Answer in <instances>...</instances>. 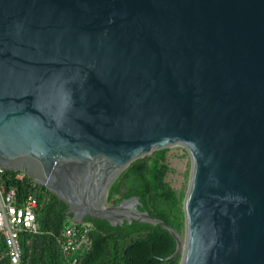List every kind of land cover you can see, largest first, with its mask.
<instances>
[{
  "label": "water",
  "instance_id": "95a60500",
  "mask_svg": "<svg viewBox=\"0 0 264 264\" xmlns=\"http://www.w3.org/2000/svg\"><path fill=\"white\" fill-rule=\"evenodd\" d=\"M179 145L183 237L106 203ZM0 168L86 216L158 225L179 264H264V0H0Z\"/></svg>",
  "mask_w": 264,
  "mask_h": 264
},
{
  "label": "trees",
  "instance_id": "16d2710c",
  "mask_svg": "<svg viewBox=\"0 0 264 264\" xmlns=\"http://www.w3.org/2000/svg\"><path fill=\"white\" fill-rule=\"evenodd\" d=\"M168 149L132 162L112 183L106 203L119 204L123 199L138 197L137 208L156 217L182 237L184 233L183 199L187 186L174 189L166 176L170 171L167 163ZM6 189L16 191L20 200L32 197L36 200V231L23 232L20 236L22 255L19 264H72L60 248L64 227L71 224L68 205L36 184L27 176L4 171L0 177ZM91 246L76 264H179L180 256L169 261L176 242L158 225L124 222L112 226L107 221L86 216ZM6 246L0 234V264H10L5 256Z\"/></svg>",
  "mask_w": 264,
  "mask_h": 264
},
{
  "label": "built area",
  "instance_id": "2783aa9c",
  "mask_svg": "<svg viewBox=\"0 0 264 264\" xmlns=\"http://www.w3.org/2000/svg\"><path fill=\"white\" fill-rule=\"evenodd\" d=\"M0 168V177L4 174ZM36 200L26 197L20 200L14 189H6L0 183V234L6 246V258L10 264H19L22 247L20 236L23 232L36 231ZM87 223L71 224L64 227L59 241L60 248L68 256L72 264H76L79 257L87 252L91 246ZM3 256L0 255V260Z\"/></svg>",
  "mask_w": 264,
  "mask_h": 264
},
{
  "label": "rangeland",
  "instance_id": "374dc122",
  "mask_svg": "<svg viewBox=\"0 0 264 264\" xmlns=\"http://www.w3.org/2000/svg\"><path fill=\"white\" fill-rule=\"evenodd\" d=\"M167 163L170 171L166 176V181L178 191L187 186L191 168L189 154L179 145L169 147Z\"/></svg>",
  "mask_w": 264,
  "mask_h": 264
}]
</instances>
